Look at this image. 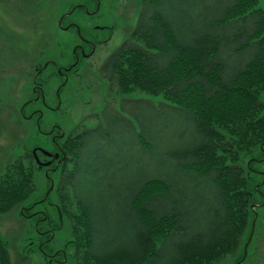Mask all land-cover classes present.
Segmentation results:
<instances>
[{"label": "trees", "instance_id": "trees-1", "mask_svg": "<svg viewBox=\"0 0 264 264\" xmlns=\"http://www.w3.org/2000/svg\"><path fill=\"white\" fill-rule=\"evenodd\" d=\"M211 1H194L192 10L208 4L210 18L186 32L176 18V0H141L136 25L101 67L109 91L163 99L160 110L174 111L180 120L162 132H175L182 123L191 128L185 141L184 127L173 132L164 152L176 161L170 176L144 172L128 185L124 204V191L110 179L131 163L124 155V118L113 111L98 127L67 136L65 166L47 198L56 195V209L38 202L45 195L32 200V154L26 163L6 164L0 216L21 208L26 218L40 206L51 207L58 218L55 223L49 212L54 231L62 229L60 214L70 226L68 246L77 264H222L237 256L258 214L254 196L264 186L256 182L262 174L255 168L264 162V10L260 0H219L214 8ZM225 49L246 59L232 69L221 59ZM131 107L130 99L122 111ZM128 137L134 153H154L155 140L145 131ZM0 264H12L10 243L1 233Z\"/></svg>", "mask_w": 264, "mask_h": 264}, {"label": "rangeland", "instance_id": "rangeland-1", "mask_svg": "<svg viewBox=\"0 0 264 264\" xmlns=\"http://www.w3.org/2000/svg\"><path fill=\"white\" fill-rule=\"evenodd\" d=\"M194 1L176 0V18L179 17L182 29L186 32L193 27L194 23L204 25L210 18L206 11L208 4H200L198 9L192 10ZM80 3L89 5L91 10L95 8V2L92 0H0V175L5 165L12 161L16 162L20 159L26 163L24 157L32 154L33 148L37 145L46 146L48 149L52 147L50 139L48 140V137L37 131L34 120L19 117V112L21 105L33 96L31 79L35 74L36 63L42 59L45 62L56 58L61 64H65L68 60L71 46L76 42V38L69 32L61 31L58 23L64 13ZM100 3L101 11L96 19L92 20L82 11H76L68 21L77 23L83 34L93 30L95 24L110 25L115 30L112 41L99 47L94 57L85 61L81 69L70 77L69 83L61 93L62 107L58 112L49 111L42 106L30 105L25 113L28 115L37 108L44 110L43 129L50 130L52 125L58 124L66 135L75 130L94 129L100 124L102 118L111 117L113 111L122 115L124 155H128L131 164L126 170L117 169L110 182L119 193L124 191L125 204L128 185L136 182L144 172L170 176L176 167V161L169 160L168 154L164 152L174 141L176 131L184 127L182 134L185 141L192 136V130L188 124L182 123L175 132L174 128L161 131L165 129L164 125L173 122L177 115L174 111L165 110L167 108L160 110L159 102L163 101L160 97L139 93L127 97L117 93L115 88L109 91L108 84L100 76L99 70L109 53L124 41L129 30L136 25L141 0H100ZM210 5L212 8L219 6V0H212ZM260 7L264 10V0H260ZM221 59L234 69L240 61L243 63L246 56L239 60L229 49H225ZM20 75L23 76L22 82L19 81ZM18 82L21 84L20 92L16 89ZM57 84L58 80L52 79L47 88L45 87L52 106L56 105L54 94ZM138 98L142 101L136 103ZM130 99L131 109L122 111V108L128 106ZM140 130L145 131L152 138H154L153 134L156 135L154 138L156 149L152 155L134 153L129 145L128 134H135ZM185 131L191 135L187 136ZM254 157L262 158L259 153H255ZM245 162H248V157ZM34 165L36 166L37 191L32 196L33 201L45 195L49 189L44 170L39 171L37 165ZM67 166L72 168L73 163L69 161ZM255 168L256 173L260 175V172H264V162L256 163ZM261 176L256 178V182L260 183L264 180V176ZM108 182L102 185L108 195H112ZM260 191L263 195L257 193L254 196V201L258 205L264 202V186ZM50 201L58 202L55 194ZM39 208L44 209L45 205ZM20 209L0 216V233L10 243L12 264H48L39 248L44 237L38 234L37 219L23 218L20 215ZM48 209L54 216V222L57 223L56 212L51 207ZM256 212L258 213L256 226L246 259L242 264H264V206L256 208ZM39 227L42 230L49 228L47 222L40 223ZM249 233L244 238L242 250L237 256L222 264H235L243 257ZM53 237V240L43 247L50 254L65 248L70 243L72 237L69 224L64 223L62 229L56 231ZM73 251V247L69 246V252L73 254ZM66 264H77V262Z\"/></svg>", "mask_w": 264, "mask_h": 264}, {"label": "flooded vegetation", "instance_id": "flooded-vegetation-1", "mask_svg": "<svg viewBox=\"0 0 264 264\" xmlns=\"http://www.w3.org/2000/svg\"><path fill=\"white\" fill-rule=\"evenodd\" d=\"M95 2V8L93 10L90 9V6L85 3H80L74 6L69 12L64 13L58 23V27L63 32H69L70 34L74 35L76 38V42L71 46V54L68 58V60L65 62V64H61L56 58L48 59L44 62V59L39 60L36 63L35 67V74L31 79L32 86V98L27 100L21 105L20 108V116L25 119H31L34 120L35 128L37 131L44 135L45 137H48V140L50 139V142L52 144L51 149H48L46 146L37 145L33 149H37V156L40 160V166L39 168L43 171L45 174V178L49 181L50 186L52 182L55 179V175L61 174L63 167L65 166V160L62 161L64 157H66V150H65V144L67 141V135L63 128L58 125L54 124L50 128V130H44L42 121L44 119V110L37 108L34 109L30 114H26L25 110L26 108H29L30 105L34 106H42L45 109L53 112H58L62 107V99H61V93L67 86V84L70 81V77L77 73L79 69L83 66L85 61H88L98 51V48L108 44L112 41L114 37V28H112L110 25L105 24H95L93 26V30L89 31L88 34H83L81 27L72 21H68L69 18L76 12V11H82L87 17L91 18L92 20L96 19L101 11V3L100 0H92ZM78 42V43H77ZM124 41L117 46L112 52L109 53L107 56V59L114 53L115 50H117ZM105 60V62L107 61ZM104 62V63H105ZM103 63V64H104ZM100 76L105 80L102 71L99 70ZM49 75V76H45ZM23 79V76L20 75L19 81ZM52 79H57L58 84L55 90L54 97L56 99V105L52 106V102L49 100V97L46 94V86L50 84V81ZM18 82L17 84H19ZM24 82V81H23ZM107 83V81H106ZM16 89L19 91V88L21 90V84L17 86ZM46 87V88H45ZM109 87V85H108ZM20 92V91H19ZM98 127V126H97ZM41 149L48 151L50 155L45 154ZM57 154L59 157L57 158ZM41 155V156H40ZM62 161V162H61ZM48 164V165H46ZM56 186V183L54 181V187ZM47 193V192H46ZM42 201H46L53 209L57 208V203H53L52 201H47V197L45 194V197L38 201L40 204ZM37 213H40V217H37ZM27 217L32 218V216L37 217V224H38V234L40 237H44L43 240H41V244L39 245L40 252L46 257L48 264H66L68 262H73L72 259V253L69 252V246H65L63 249L55 250L52 254L47 253L46 250H44L45 244L52 241L54 238L53 235L55 234V227L51 226L52 221L49 217V209L48 207L40 208L36 211H34L32 214H26ZM60 221L62 222L63 227V217L62 215L59 216ZM42 222H47V225H49V228L46 230L39 229V224ZM47 235H50L48 238Z\"/></svg>", "mask_w": 264, "mask_h": 264}, {"label": "water", "instance_id": "water-1", "mask_svg": "<svg viewBox=\"0 0 264 264\" xmlns=\"http://www.w3.org/2000/svg\"><path fill=\"white\" fill-rule=\"evenodd\" d=\"M41 150H42L45 154L51 156V154H50L48 151L43 150V149H41ZM33 153H34V155H35V157H36L37 162L40 163V160L38 159V156H37V149H35V150L33 151ZM56 157L58 158L59 155L57 154ZM63 160H64V158L62 159V161H63ZM46 165H48V164H46ZM52 189H53V183H52V187H51L50 191H51ZM253 227H255V221H254V225H253ZM251 237H252V235H251ZM251 237H250V240H251Z\"/></svg>", "mask_w": 264, "mask_h": 264}]
</instances>
